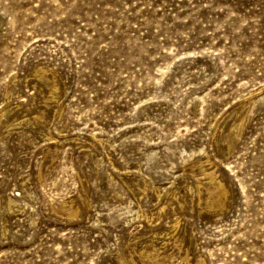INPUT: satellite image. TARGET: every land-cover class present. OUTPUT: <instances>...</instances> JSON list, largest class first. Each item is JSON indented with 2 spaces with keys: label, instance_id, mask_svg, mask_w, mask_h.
Listing matches in <instances>:
<instances>
[{
  "label": "rangeland",
  "instance_id": "rangeland-1",
  "mask_svg": "<svg viewBox=\"0 0 264 264\" xmlns=\"http://www.w3.org/2000/svg\"><path fill=\"white\" fill-rule=\"evenodd\" d=\"M0 264H264V0H0Z\"/></svg>",
  "mask_w": 264,
  "mask_h": 264
},
{
  "label": "bare ground",
  "instance_id": "bare-ground-1",
  "mask_svg": "<svg viewBox=\"0 0 264 264\" xmlns=\"http://www.w3.org/2000/svg\"><path fill=\"white\" fill-rule=\"evenodd\" d=\"M209 174H211V173L209 172ZM220 185H223V184H220ZM218 187H219V189H220L221 192L224 190L222 186H218ZM220 191H219V192H220ZM8 204H9V203H8Z\"/></svg>",
  "mask_w": 264,
  "mask_h": 264
}]
</instances>
